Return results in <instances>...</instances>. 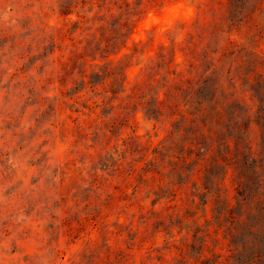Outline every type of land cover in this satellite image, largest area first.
<instances>
[{
    "label": "rangeland",
    "instance_id": "rangeland-1",
    "mask_svg": "<svg viewBox=\"0 0 264 264\" xmlns=\"http://www.w3.org/2000/svg\"><path fill=\"white\" fill-rule=\"evenodd\" d=\"M233 1L156 15L145 0H76L92 15L41 35L12 0L0 164L18 176L0 170V227L42 243L84 225L104 247L81 264H264V0L239 12ZM151 99L159 119L139 139L134 117ZM195 99L218 102L221 119L196 126ZM36 121L77 145L56 171L29 158Z\"/></svg>",
    "mask_w": 264,
    "mask_h": 264
},
{
    "label": "clouds",
    "instance_id": "clouds-1",
    "mask_svg": "<svg viewBox=\"0 0 264 264\" xmlns=\"http://www.w3.org/2000/svg\"><path fill=\"white\" fill-rule=\"evenodd\" d=\"M20 2L29 6L28 16L32 18L35 25H38L37 31L41 35L57 31L61 28L62 23L86 21L92 15L88 11V7L85 6L76 7L73 10L76 0H72L67 4L64 3V0H20ZM182 2L183 0H145V3L150 5V10H152L151 6H155L156 15H163L160 9L164 5ZM12 11V0H0V16L4 21H9L10 24L15 23V20H12ZM9 31H11V28H9ZM8 44V41H0V55L8 51ZM0 67H7V65H0ZM8 85L9 81L7 79H0V99L3 98ZM76 91L77 89H72L73 94ZM56 92H58V89L54 87L53 92H45V95L51 96ZM155 102V99H151L143 110L137 111L135 114L134 130L139 139L150 138L156 128L159 113L152 107ZM136 117H139V119H136ZM46 119L41 115L40 121ZM37 127L39 135L37 136L36 133L34 136L37 139L29 145L32 149V155L29 158L33 159L35 157L34 162L38 168L46 165V169L51 168L56 171L55 166L57 164L66 160L68 156L75 155L77 145L75 141L65 136H54L52 125L44 128L43 122L38 125V121H36L35 129ZM3 145L4 141L0 140V147H3ZM80 159L82 160L83 157H80ZM7 164H11V159H7L5 164H0V170L5 171L10 179L13 175L18 176L16 166L12 165L11 168H7ZM19 178L23 179L22 176ZM0 179H3V176H0ZM148 198L150 197H145V199ZM73 219H76V217L73 216ZM119 222L123 223V221ZM8 227L11 229L12 225ZM22 232L19 227H16L9 235L4 227H0V264H39L40 257L49 253L53 257L51 264H81L84 260L93 259V253L97 252L100 247H104V245L98 244L97 236L92 235V232L87 230L84 225L76 229L75 233L71 228L67 233L58 230V235L54 238H48L42 243L25 239L19 235ZM80 233H84V235L81 236ZM159 249L160 245L158 244L157 250Z\"/></svg>",
    "mask_w": 264,
    "mask_h": 264
},
{
    "label": "trees",
    "instance_id": "trees-1",
    "mask_svg": "<svg viewBox=\"0 0 264 264\" xmlns=\"http://www.w3.org/2000/svg\"><path fill=\"white\" fill-rule=\"evenodd\" d=\"M241 5H242V2L240 0H234L233 1L232 10L235 11V12H237V11L239 12V8L241 7ZM249 17H251V16L249 15L248 18ZM229 19H230V21H232L231 18H229ZM126 23H127V21H125L122 24V27L125 26ZM217 73L219 74V70H217ZM229 79H231V77H229ZM84 87L85 88H88L92 92L98 90V87L96 86V84H93L89 79L88 80H85L84 79V86H83V88ZM97 95H98V93H97ZM213 101H215V99H211V102H213ZM204 102L205 101L202 100V99L201 100L200 99H195L194 100V104L197 105L198 108H195L194 107V109L197 111V115H196L195 120H191V121L193 123H195L196 126H200V127H205V123L204 122L208 123L210 121L211 122L212 121L215 122L217 120L219 121L221 119V117H222L221 116V113L219 111L220 107L218 105V102L215 101V106L210 111L206 109V106H204ZM91 103H92V105H93L94 108H96L99 105L96 102V100L95 101H92ZM100 103L103 104L104 103V100H101ZM74 111H76V110H74ZM207 112H208V114H207ZM186 113H187V111H186ZM193 114H195V113H193ZM73 121H74V119H73ZM128 121H129V118L127 117L125 119V122L128 123ZM56 125L57 124H55L54 126L56 127ZM126 126L129 127V125H127V124H126ZM151 172H155L154 175L158 173V171H154V170H152ZM89 220H92V218H90Z\"/></svg>",
    "mask_w": 264,
    "mask_h": 264
}]
</instances>
